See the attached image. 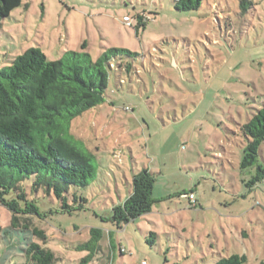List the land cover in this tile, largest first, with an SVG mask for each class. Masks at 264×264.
<instances>
[{"label":"rangeland","instance_id":"1","mask_svg":"<svg viewBox=\"0 0 264 264\" xmlns=\"http://www.w3.org/2000/svg\"><path fill=\"white\" fill-rule=\"evenodd\" d=\"M173 4L21 0L0 21V67L30 47L50 60L66 50L96 59L110 47L140 54L129 73L110 77L101 103L70 122L94 154L95 179L78 192L84 208L61 212L53 195L31 196L46 212L32 224L47 236L32 240L51 249L56 264H213L230 254L264 264V141L242 167L239 130L264 99V0H247L246 10L240 0H201L187 11ZM143 167L155 175V201L117 228L111 207ZM9 221L0 202V264H24L25 233Z\"/></svg>","mask_w":264,"mask_h":264},{"label":"trees","instance_id":"2","mask_svg":"<svg viewBox=\"0 0 264 264\" xmlns=\"http://www.w3.org/2000/svg\"><path fill=\"white\" fill-rule=\"evenodd\" d=\"M245 2L240 0L242 10ZM20 4L21 0H0V21ZM173 5L180 11L196 10L201 0H174ZM150 16L151 11L147 21ZM136 18L139 22L142 16ZM139 56L134 50L110 47L96 59L86 51L66 50L50 60L30 47L0 67V202L10 210L9 228L25 233L24 264H56L52 250L32 240L44 243L47 236L32 224L33 215L45 218L46 212L31 196L53 195L61 212L72 213L84 208L86 198L78 192L95 179L94 154L70 132L71 120L101 103L110 77L129 73ZM239 130L246 140L241 161L246 167L256 160L264 141V99ZM154 182V173L145 167L132 172L127 197L111 207L113 225L120 228L151 210ZM11 191L14 197L9 199ZM154 236L149 233L150 244ZM213 264H247V260L244 254H230Z\"/></svg>","mask_w":264,"mask_h":264},{"label":"built area","instance_id":"3","mask_svg":"<svg viewBox=\"0 0 264 264\" xmlns=\"http://www.w3.org/2000/svg\"><path fill=\"white\" fill-rule=\"evenodd\" d=\"M122 21H123L124 23H126V24H130V18H129L128 16H126V15H124V16L122 17ZM187 197H188L189 204H190L191 206H195V196H194V193H193V192H189V193L187 194Z\"/></svg>","mask_w":264,"mask_h":264}]
</instances>
